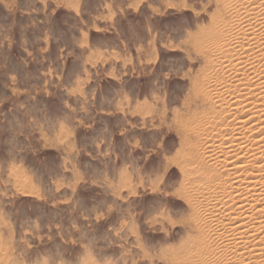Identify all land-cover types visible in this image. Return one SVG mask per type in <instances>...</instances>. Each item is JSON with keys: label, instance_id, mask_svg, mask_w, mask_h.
<instances>
[{"label": "rangeland", "instance_id": "374dc122", "mask_svg": "<svg viewBox=\"0 0 264 264\" xmlns=\"http://www.w3.org/2000/svg\"><path fill=\"white\" fill-rule=\"evenodd\" d=\"M237 4L0 0V264L200 259L177 123L226 97L213 34Z\"/></svg>", "mask_w": 264, "mask_h": 264}, {"label": "bare ground", "instance_id": "6f19581e", "mask_svg": "<svg viewBox=\"0 0 264 264\" xmlns=\"http://www.w3.org/2000/svg\"><path fill=\"white\" fill-rule=\"evenodd\" d=\"M237 1L236 31L210 38L221 53L214 81L226 97L213 96L220 102L177 123L184 137L179 158L213 226L214 243L195 255L202 264H264V71L256 67L264 60V0ZM207 255L215 258L206 262Z\"/></svg>", "mask_w": 264, "mask_h": 264}]
</instances>
